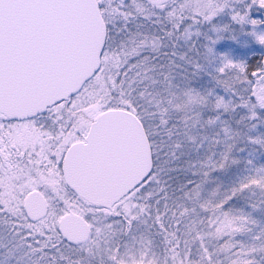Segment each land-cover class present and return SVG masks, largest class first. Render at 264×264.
Instances as JSON below:
<instances>
[{"label": "snow or ice", "instance_id": "snow-or-ice-1", "mask_svg": "<svg viewBox=\"0 0 264 264\" xmlns=\"http://www.w3.org/2000/svg\"><path fill=\"white\" fill-rule=\"evenodd\" d=\"M135 3L136 0H0V181L14 172L16 184L21 182V177L30 178V184H35L38 191L44 189L43 184L35 183L41 178L63 183L66 165L94 157L110 139L114 144V134L127 123L126 114H130L149 137L152 164L129 189V192L135 190L133 208L122 211L117 205L109 213L116 219L108 227L117 225L113 232L119 235L110 243L106 242L99 264H121L132 254L137 237L149 230L164 236V264H264V227L253 231L248 225H258V221L248 215L233 216L229 206L244 192L253 195L257 190L264 192V164L258 163L264 152L249 153L245 174L239 176L219 200L200 204V211L206 213L201 219L202 227L186 236L182 218L187 212L195 211L187 202L199 193L201 181L195 179L196 175L203 171L207 176L209 171L238 164L239 160L231 155L235 145L229 144L217 160L211 157L188 159L182 165L178 162L180 157L190 153L183 151L179 141L154 142L159 126L168 124L163 118L167 108H161L157 102L153 110L148 111L142 101L150 93L140 87L142 73L156 68L172 65L185 76H198L203 72L208 82L220 89L216 92L209 89L208 93L215 97L212 110L217 115L214 119L220 118L221 109L228 110L224 100L227 94L235 99L231 105L233 111L245 108L249 119L264 124L261 114L264 110V59L251 66L244 60H234L226 52H219L218 60L209 61L207 66L199 59L203 46L200 35L210 42L209 52L211 45L226 38L219 34L221 32H229L227 38L237 42L240 34H247L264 45V29L259 28L264 19L252 15L253 9H264V0H233L227 9L221 0H211L215 11L210 17L209 9L204 7L208 0L197 3L162 0L158 10L149 11L133 7ZM226 10L230 21L215 22ZM205 24L211 25V29L198 34L191 46L180 54L185 61L183 64L176 63L173 58L178 55L179 34L194 26L203 29ZM232 25H239V31ZM245 25L251 26L247 33ZM210 31L214 34H209ZM81 61L95 64L91 75L67 96L60 95L64 88L58 87L57 82L66 73L75 79L78 74L74 68ZM162 75L168 79L167 72ZM90 104L105 115L95 121L93 132L86 139L81 120H92L83 111ZM246 140L247 144H259L264 149V134L247 136ZM219 142L214 140V143ZM237 151H245V146ZM161 153H166L167 158L161 160ZM188 168L192 169L193 178L184 179L176 188L164 179L169 172H187ZM30 184L23 185L17 194L19 198L31 191ZM176 192L181 195H175ZM66 201L73 207L77 201V193L70 185L65 189L64 198L58 201L61 209L65 208ZM249 207L264 208V198L250 201ZM7 212L0 198V215ZM85 218L88 219L87 214ZM56 232L57 240L47 246V250L38 239H29L28 233L21 239L44 264H80L79 259L73 258L82 251L77 242L64 236L59 228ZM213 233L217 241L224 236L228 239L212 244L209 236ZM237 233H251L249 241L233 239ZM169 234L174 239H168ZM157 247L153 240L148 241L143 249V264H154L158 259Z\"/></svg>", "mask_w": 264, "mask_h": 264}, {"label": "rangeland", "instance_id": "rangeland-1", "mask_svg": "<svg viewBox=\"0 0 264 264\" xmlns=\"http://www.w3.org/2000/svg\"><path fill=\"white\" fill-rule=\"evenodd\" d=\"M193 2L197 3L199 0H193ZM221 2L227 9L231 6L233 0H221ZM136 6H139L144 11L158 10L160 7L152 6L143 0H136L133 7ZM237 6L242 7L241 5ZM204 7L209 9V17L214 14L215 9L211 7V0H208ZM196 10L198 11L199 9ZM227 11L222 17L217 18L215 22L220 24L228 23L230 16L227 15ZM252 15L253 18L264 19V9H253ZM232 27L239 31V25H232ZM259 28L264 29V24L260 25ZM205 29H211V25L205 24L203 29L199 26L190 27L179 34L177 41L178 55L173 58L176 63L183 64L185 62L181 59L180 54L189 48L192 42L197 39L198 34ZM250 29V25L244 26L245 33ZM209 34L214 33L210 31ZM219 34L225 35L226 38L219 41L216 45H211V52L208 51L210 42L205 41L204 37L200 35V42L203 46L200 49L199 59L202 65L207 66L209 61L216 62L219 52H226L234 60L244 61L248 60L247 56L252 52L264 55V45L257 43L250 35L240 34L237 42L227 38L230 35L229 32H221ZM152 55H155V53H152ZM164 72L169 74L167 80L162 75ZM142 76L144 78L140 87L146 88L150 93L142 101L148 111H152V106H155L157 102H160L161 108H167L163 118L168 120V124L159 126L155 142L170 143L179 141L183 145V151L190 153L189 156H181L179 163L183 165L184 161L188 159L194 161L205 160L208 158V155H205L206 153L210 154L212 160H217L220 158V153L227 150L229 144L235 145L231 155L239 160L238 164H230L224 170L209 171L207 176L203 174V171H199L195 177V179L201 181L200 190L198 195L187 202L190 207L195 208V211L187 212L182 218L184 234L191 236L202 227L201 219L206 215V213L200 211V204L203 202L215 203L219 200L232 187L237 178L245 174V160L248 158L249 153L254 152L258 155L264 152V149L259 144L249 145L246 140L247 136L256 137L264 134V128L258 129L264 124L259 123L256 119H249V112L245 108H237L233 111L231 105L235 102V99L230 98L227 94H224V100L228 105V110L224 111L221 109L220 118L214 119L217 115V112L212 110L215 97L208 93L209 89L213 92L220 91V89L215 88L212 82H208L209 78L203 72L198 76H185L181 69L169 65L163 69L156 68L147 73H142ZM83 111L87 116L92 117V120H81L85 135L90 124L100 112L96 111L95 106L92 104L84 108ZM261 114L264 116V110L261 111ZM210 117L213 119L210 120ZM242 117L243 119H241ZM223 121L227 123H222ZM251 125H256V127L252 128ZM225 128L227 131L224 130ZM170 131L172 133L171 136H169ZM196 140H199V142H196ZM214 140H219L220 142L214 143ZM242 145L245 146V151H237ZM164 156H166V153H161L160 159L162 157L163 159L166 158ZM200 156L202 158H199ZM258 163L264 164V155L259 156ZM184 166L187 167V165ZM197 168L199 169V165H197ZM57 176H59V173H57ZM176 177L177 180H175ZM190 178H193L191 168H188L187 172H169L164 177L172 188H176L184 179ZM15 179V173L13 172L12 175L4 177L3 181H0L3 185V192L0 193V198H2L4 206L8 209L6 214L0 215V264H44L43 260L31 253L27 242L21 237L24 233H28L29 239H38L41 245L46 246L45 250H47V246L57 240L58 233L56 229L58 228V221L66 213H74L84 218L90 228L88 237L84 241L77 243V246L82 251L73 258L79 259L80 264H99L103 249L107 246L106 242L110 243L119 235L113 232V229L118 227L117 225H112V228L108 227L112 220L116 219L109 213L114 211L117 205L120 206L122 211L131 209L134 206L132 197L135 195V190L128 193L107 210L95 208L79 197H77L74 207L66 201L65 208L61 209L58 201L64 198V192L67 187L63 177V183H61V180L49 182L41 178L35 183L44 185L43 191L40 192L46 199L47 213L40 220L32 222L27 219L24 212L23 202L26 195L23 198H19L17 195L22 190L23 185L30 184V178L21 177L19 184L15 183ZM30 186L31 191L37 190L35 184H30ZM175 195L179 196L181 193L176 192ZM262 198H264V192L261 190H257L254 195L250 192L242 193L239 198L230 202L229 206L232 207V215L237 217L248 215L250 219L258 221V225H248L253 231L258 230V227H264V208L253 209L249 207L250 201H258ZM86 214L88 219L85 218ZM250 236L251 233H237L233 239L249 241ZM163 239V235L157 236L152 230L144 232L142 237H137L132 254L126 256L121 264H143V249L149 240H153L158 245L155 249L158 253V259L154 264H164ZM168 239L171 240L174 237L169 234ZM227 239L228 237L224 236L217 241L215 233L209 236L212 244L223 243ZM221 258L223 259V254Z\"/></svg>", "mask_w": 264, "mask_h": 264}, {"label": "water", "instance_id": "water-1", "mask_svg": "<svg viewBox=\"0 0 264 264\" xmlns=\"http://www.w3.org/2000/svg\"><path fill=\"white\" fill-rule=\"evenodd\" d=\"M152 5H161L162 0H146ZM99 18V12H96ZM264 59V56L263 58ZM95 64L86 61L79 62L74 71L78 74L74 79L71 74H64L57 82L64 90L59 94L67 96L68 92L80 87V84L91 75ZM105 115L101 113L96 120ZM127 123L114 135L113 144L110 139L105 148L94 157L79 164L66 165L64 180L75 189L77 195L86 201L108 208L129 189L151 167L152 158L145 131L134 116L126 114ZM95 121L90 125L86 139L92 134ZM47 203L38 191H31L24 200L26 216L31 221H37L46 214ZM60 232L77 243L87 238L86 222L75 214H66L58 222Z\"/></svg>", "mask_w": 264, "mask_h": 264}, {"label": "trees", "instance_id": "trees-1", "mask_svg": "<svg viewBox=\"0 0 264 264\" xmlns=\"http://www.w3.org/2000/svg\"><path fill=\"white\" fill-rule=\"evenodd\" d=\"M261 56H262L261 54H257L256 52H252V53L248 54V56H247L248 60L246 62H248L249 63V66H251L253 63L261 60ZM260 128H264V126H260L258 129L260 130ZM196 142H199V140H196ZM205 155H208V157H210V154L209 153H206ZM205 155H203V156H205ZM164 157H166V156H164ZM199 158H202V156H200ZM161 159H163V157ZM175 180H177V177L175 178ZM45 248H46V246H45Z\"/></svg>", "mask_w": 264, "mask_h": 264}, {"label": "flooded vegetation", "instance_id": "flooded-vegetation-1", "mask_svg": "<svg viewBox=\"0 0 264 264\" xmlns=\"http://www.w3.org/2000/svg\"><path fill=\"white\" fill-rule=\"evenodd\" d=\"M146 137H147V140H148V142H149V137H148V135H146ZM156 141V138H155V140H154V142Z\"/></svg>", "mask_w": 264, "mask_h": 264}]
</instances>
